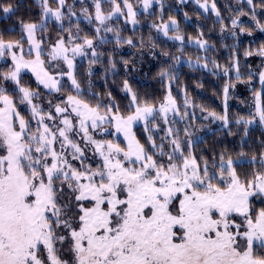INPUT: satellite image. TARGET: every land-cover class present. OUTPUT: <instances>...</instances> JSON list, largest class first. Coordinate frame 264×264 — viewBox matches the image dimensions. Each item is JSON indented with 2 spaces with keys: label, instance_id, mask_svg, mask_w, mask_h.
<instances>
[{
  "label": "snow or ice",
  "instance_id": "6c2138e0",
  "mask_svg": "<svg viewBox=\"0 0 264 264\" xmlns=\"http://www.w3.org/2000/svg\"><path fill=\"white\" fill-rule=\"evenodd\" d=\"M52 2L55 7L50 0H38L42 20L22 22L20 39L0 36V61H10L6 71L0 69V81L15 85L11 91L0 86V264H264V207L253 206L256 198L264 204V153L259 170L243 176L237 162L224 153L198 158L188 129H183L182 140L181 130L172 126L178 121L169 120V113L181 120L189 116L181 113L170 87L156 103L142 99L125 80V111L111 93L107 102L85 93L75 74V59L88 55V50L98 57L94 40L80 36L78 23L76 32L64 28L63 21L75 15L67 0ZM103 2L94 0V16L83 9L89 23L95 20L97 37L102 30L113 32L116 43L132 45L107 21L126 15L136 24L133 4L107 0L112 8L105 13ZM142 2L147 10L153 0ZM196 2L220 17L214 0L211 5L208 0ZM246 2L253 6V0ZM0 11L7 17L14 7L5 0ZM49 17L58 22L61 35L45 50L37 32L47 31ZM252 19L264 32L254 6ZM231 26L251 35L238 19H232ZM153 27L165 36L171 27L177 34L169 38L184 40L171 17L169 23L161 20ZM195 43L202 49L208 44L202 34ZM253 54L264 56V47L245 53ZM213 65L220 67L215 61ZM234 67L239 73L238 65ZM25 72L48 95L64 93L63 97L48 99L46 108L43 101L36 103L41 100L40 87L33 90L22 84ZM228 72L225 68L224 74ZM160 76L173 79L166 71ZM65 77L70 82L67 89ZM260 82L264 85V72ZM224 94L227 99V86ZM184 103L190 106L187 98ZM255 104L264 124L260 93H255ZM20 105L28 109L27 116ZM208 115L227 127L226 111ZM141 123L148 133L147 147L135 131ZM154 131L164 132L159 144Z\"/></svg>",
  "mask_w": 264,
  "mask_h": 264
},
{
  "label": "trees",
  "instance_id": "16d2710c",
  "mask_svg": "<svg viewBox=\"0 0 264 264\" xmlns=\"http://www.w3.org/2000/svg\"><path fill=\"white\" fill-rule=\"evenodd\" d=\"M4 2L5 0H0V3ZM130 2L137 13V23L132 24L125 15L113 17L107 21V25L119 31L122 41L131 39L132 45L116 43L113 32L102 30L97 37L95 20L89 23L83 13L86 8L88 15L94 16V0H67V5L71 6L75 17L65 19L64 28L71 27L72 31L76 32L78 23L80 36L93 38L95 50L99 54L94 58L91 56V50H88V55L76 63L75 74L84 92H91L105 102L108 99L107 94L111 93L114 101L125 111L129 103L128 94L122 90L125 80L142 99L156 103L170 87L181 113L187 111L189 116L181 120L179 116L169 113V120L178 121L172 126L181 130L182 140L186 139L183 129H188L190 136L187 138L193 141L192 150L198 158L210 159L224 153L237 162V171L242 176L259 170V157L264 153V130L257 123H244L254 117V111L244 109L240 92L248 88L249 92L260 93L261 104L264 106V85L260 82V73L264 71V56L245 55L247 51L256 53L264 47V32L260 31L252 19L254 6L256 20L264 25V7L261 6V0H253V6H249L246 0H214L220 17L211 9L208 12L201 11L191 0H155V4L147 10L141 9L140 0ZM212 2L213 0H208L209 4ZM6 3L13 5L14 12L5 17L0 11V36L5 40L20 39L22 22L39 23L42 20V8L36 0H6ZM50 3L55 6L52 0ZM102 8L108 13L112 5L104 0ZM241 11L248 15H238ZM67 12L66 7V15ZM170 17L177 21L178 34L184 37L183 42L169 38L177 34L171 27L168 36L153 27L159 25L161 20L169 23ZM232 19H238L242 27L251 30V35L241 32L239 28L233 29ZM233 32L236 33L235 36L232 35ZM201 34L202 39L208 42L206 49L195 43ZM59 35L60 27L53 21H47L46 32H37V38H44L45 50ZM63 35L66 36L67 32ZM101 38L105 40L104 43H100ZM176 57H179L178 61ZM93 59L98 62L90 64ZM213 61L220 67H214ZM205 62L208 64L207 68L203 67ZM6 65L9 64L0 61V69L6 71ZM234 65H238L239 73ZM225 68L229 69L227 75L224 74ZM162 71L168 72L173 79L162 78ZM21 75L22 84L33 90L40 87L30 74ZM64 84L66 89L70 87L67 80H64ZM0 86L9 91L15 88L10 81H0ZM226 86L227 99L224 94ZM40 91L41 100L36 103L43 101L45 108L48 99L56 102L64 95H48L42 87ZM185 98L190 101L187 108ZM19 107L22 114L27 116L28 109L24 105ZM225 111L228 115L227 127L221 120H215L208 115L209 112L223 115ZM238 120L240 123H237ZM159 123L163 129L165 125L162 120ZM135 131L147 147L148 133L144 131L143 124L136 126ZM152 135L159 144L164 132L154 131ZM241 152L245 154L243 157L240 156ZM253 156L257 157L255 163L252 162Z\"/></svg>",
  "mask_w": 264,
  "mask_h": 264
},
{
  "label": "rangeland",
  "instance_id": "374dc122",
  "mask_svg": "<svg viewBox=\"0 0 264 264\" xmlns=\"http://www.w3.org/2000/svg\"><path fill=\"white\" fill-rule=\"evenodd\" d=\"M37 2H38V0H36ZM195 5H196V7L198 8V9H200L201 11H203V12H205L202 8H200V6H199V4L196 2V0H191ZM120 2H121V0H120ZM140 4H141V9H143L144 10V7H143V2H142V0H140ZM153 4H155V0H153V2H152V5ZM40 5V4H39ZM209 5H211V4H209ZM56 6V5H55ZM55 6H52V7H55ZM41 8H42V6H41ZM134 9V8H133ZM210 9V8H209ZM125 12H126V9L124 10ZM134 11H135V9H134ZM73 17H75V16H73ZM114 17H119V15H117V16H114ZM48 21H53L54 23H56V24H58V22H56L55 20H54V18H51V17H49L48 18ZM41 22V21H40ZM39 22V23H40ZM39 23H37V24H39ZM59 25V24H58ZM59 27H60V25H59ZM28 50V46H27V44H25V51H27ZM90 51H88V53H89ZM87 56V55H86ZM86 56H78V57H76V59H75V64L77 63V62H79V61H81V60H83ZM1 62H3V63H8L9 65H10V61H1ZM199 65V64H198ZM264 72V71H263ZM25 73H27V74H30L31 76H32V74L30 73V72H25ZM23 74V73H22ZM34 79H35V77L34 76H32ZM65 80H67V78L65 77ZM68 83L70 84V82L68 81ZM250 86V85H249ZM251 87V86H250ZM249 87V88H250ZM243 88H246V87H243ZM240 95L242 96V98H243V102H242V104H243V106L245 105V107H244V109H248V110H250V111H254V117H252V119L251 120H253V123H251V124H254V123H257L258 125H260L261 127H262V129L264 130V124H262L260 121H259V117L256 115V104H255V93H252V92H249V89L247 88V89H245V90H242V92H240ZM142 124V123H141ZM251 124H249V125H251ZM138 125H140V124H138ZM137 125V126H138ZM121 139H122V137H121ZM253 206H254V208H256V209H259L260 207H264V204H262L261 203V201H260V199L259 198H256L255 200H254V202H253Z\"/></svg>",
  "mask_w": 264,
  "mask_h": 264
}]
</instances>
